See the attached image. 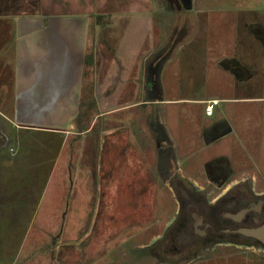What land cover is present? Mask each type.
Wrapping results in <instances>:
<instances>
[{"label":"rangeland","instance_id":"rangeland-1","mask_svg":"<svg viewBox=\"0 0 264 264\" xmlns=\"http://www.w3.org/2000/svg\"><path fill=\"white\" fill-rule=\"evenodd\" d=\"M235 8L258 9L259 22L264 23V0H197L196 10L201 12H195V16L200 21L212 18L209 42L213 60L205 76L200 75V82L208 84L203 91L207 97L213 93L219 96L231 94L233 78L217 66L214 58L238 53L236 14L231 13ZM153 16L160 21L165 16L164 27L174 28V15L156 13ZM191 18L195 19L193 15ZM117 22L115 30L106 25L101 27L100 33L99 29L96 30V40L101 45H89L96 51L90 53L88 49L90 62H87L84 86L79 85L82 79L77 77V64L70 58L77 46L59 47V55L49 57L51 62L43 61L40 55L36 62L33 61L32 67L36 68L38 79L43 84L36 92L34 89L22 90L21 100L43 103L45 97L51 98L46 101V106L41 104L47 109L38 106L30 107L31 111L24 109L25 120L42 127L50 122L68 123L71 111L74 112L73 106L69 112L60 113L62 116L56 108L61 106L62 93L73 90L74 83H77L83 103L77 117L82 118L84 124L72 121L70 130L73 133L66 136L48 132L46 128L21 130L20 134L25 139L22 146L27 153L20 160L13 161L15 172L0 175V183L5 185L0 204L4 210L0 213V241L5 243L1 245L0 253L5 254L0 255V260L5 257L4 264L9 261H15V264H257L254 256L257 255L261 262L264 261V251L245 247L226 249L217 246L215 250L206 251L198 245L179 255L167 253L173 245L171 236L166 233L167 227H174L171 222L181 199L180 193L162 175L160 133L163 141L175 151L182 147V152L188 154L200 144V131L206 124L204 120L206 125L215 120L218 108L225 111L227 119H231L235 105L222 104L216 108L215 116L207 120L200 114V106H189L186 102L173 105L172 102L145 101V98H152V93L146 94L147 89L141 92L142 88L137 89L136 82L139 70L144 69L147 62L133 61L137 59L135 51L140 47L131 43L132 34L144 35L147 31L145 28L139 31L133 21L127 22V29L122 27L123 21ZM171 29L166 31L167 42H178L174 39L175 34L176 38H182L184 31L179 36L177 29ZM161 32L160 28L149 30L144 49L140 45L143 53L149 56L159 54L162 49L164 51V47L160 49ZM151 34L159 38L151 39ZM92 35L90 30L80 48L94 44ZM35 48L31 47V50H44V46H39L38 50ZM172 49V46L165 47L164 53L169 54ZM115 55H120L122 62L112 61ZM174 56L186 59L188 50L175 51ZM93 59L95 63H92ZM181 65L176 60L165 66L163 98L166 100L186 94L181 93L179 84H187L190 78L183 76ZM156 68V64L150 62V74L143 76L146 87L151 85ZM106 69L111 70L109 75ZM45 89L49 95H45ZM94 89V97H89L88 93ZM88 104H94V107L86 110ZM116 105L130 106L111 111ZM260 106L252 110L245 107L246 114L242 120L253 123L263 118V105ZM192 110L194 116L190 112ZM235 110L236 118H240L241 106ZM166 122L175 141L166 131ZM90 126L89 131L77 133ZM226 142L215 143L206 152L197 151V157H203V162L204 157H217ZM182 152L177 154L180 166L184 167L190 164V159L183 157ZM2 160L5 161L6 157ZM182 171V175L191 176L184 169ZM25 185L29 191L22 189ZM23 196H26L25 205ZM29 196L38 200L42 197L37 207L34 206L35 211L28 210L31 207L27 206ZM14 213L23 214L26 222H13ZM216 245V241L205 244L209 248Z\"/></svg>","mask_w":264,"mask_h":264},{"label":"crops","instance_id":"crops-1","mask_svg":"<svg viewBox=\"0 0 264 264\" xmlns=\"http://www.w3.org/2000/svg\"><path fill=\"white\" fill-rule=\"evenodd\" d=\"M196 5L197 0H0V175L15 172L13 169L16 167L13 166L15 164L13 161L20 160L21 156L27 153L22 146V142L25 139L20 134L21 130L46 128L48 132L66 136L70 132L73 133V130H70L72 121H77L76 123L80 125L84 124L83 119L77 117L79 111L83 108L80 92L77 90V83H74L73 90H68L65 94L60 90V93L63 94V100L61 106L56 108L58 114H64L65 111H70V106H73L74 112L72 113L71 111V116L69 115V119L67 118L69 124L67 121H62V123L50 122L42 127L41 124L30 123L25 120L24 109L31 111L30 107L33 106L47 109L46 107H41V104L46 106V101L51 98V96L45 97L43 103L21 100L22 90L33 91L32 89H34V92H36L43 84V81L38 79L39 73L36 68L32 67L39 58L37 56H43V61L51 62L48 61L49 57L54 54L53 57L56 58L59 55V47L69 44L73 45V47L77 46L70 58L77 64L76 68L79 73L77 77L82 79V83L79 85L84 86L85 73L88 67L87 62H90L88 52L93 53L96 51L95 48H89V45L92 47L101 45L96 40L98 36L96 30L99 29L100 33L101 27L104 25L111 30H115L118 26L117 21H123L122 27L124 29H127L128 21H133L137 23L139 31L143 28L147 31L144 35L141 33L132 34L134 37L132 38L133 43H131L136 47H140V49L135 51L137 59L133 61L147 62L144 69L141 68L139 70L136 82V88L139 89L141 87V92L147 89L146 94L149 91L152 93V98H145V101L159 104H161L160 102H172L173 105L186 102L189 106H200L198 108L200 109V114L203 115V119L207 120L215 116L216 108L222 107V104L235 105L232 107L234 117L232 115L231 119H227L225 111L218 108L217 118L213 120L216 122L226 120L229 123L238 119L236 118L237 112L235 110L238 105L241 106L242 110L241 119L246 114L245 107L250 110L259 109L261 104L263 105L262 115L264 116V23L259 22V10L256 8L232 9L231 13L234 12L236 14L234 23H236L235 27L237 30L235 38H237L238 53L234 56L219 55L214 58L217 66L230 73L233 78L230 89L231 94L229 96H219L213 93L207 97L203 91L208 88V84L203 83V81L200 82V75L204 74L205 76V72L208 71L213 60L209 42L211 31L209 27L211 26L212 18H205L204 21H200L195 16V12H201V10H196ZM218 11L221 12L220 10ZM156 13L174 15L172 27L174 25V28L178 30L179 36L184 34L182 38H176L177 34H175L174 39L178 40V42H167L166 31L171 28L164 27L167 18L164 16L163 20L160 21L153 16ZM192 15L195 19L191 18ZM159 28L162 31L160 49L164 47L165 51V47L169 48L170 46L173 49L169 51V54H165L162 49L159 54H150L148 56V53L142 52L144 51L143 45L147 41L146 37L149 30L153 31ZM174 28L171 30H174ZM207 28H209V31L205 30ZM90 30L94 34L92 35L93 40H91L94 44L86 45L87 48L84 46L80 48L81 45H84ZM155 36V34H151V39H154ZM185 39L188 40L184 44ZM140 45H142L143 49H141ZM176 45L177 48L174 49ZM39 46H44V50L40 49L39 52H34V49L31 50V47H37L35 50H38ZM88 49L90 50L88 51ZM184 49L188 50V57L186 59L175 58L174 52ZM91 55L95 56V54ZM99 56L98 54V60ZM112 59V61L115 60L114 62H122L120 55H115ZM176 60L179 61V65L182 64L181 66H183V76L189 77L190 81L187 84H179L181 93L186 94H182L177 99L166 100V98H163L165 66ZM150 62L156 64L157 68L152 73L151 85L146 87V81L143 76L147 73L150 74ZM92 63H95V61ZM109 71L111 72L110 69ZM109 71L106 69L105 72L108 74ZM149 76L147 75V77ZM36 77L38 80H36ZM90 83L88 82L87 84ZM95 92V89L92 90V93H88V96L94 97ZM49 94L47 89H45V95ZM210 105H213V114L207 113V107ZM128 106L130 105H116L110 108L111 111H118ZM90 107H94V104H88L86 110ZM190 112L194 116L193 110ZM204 121L207 124L206 120ZM244 121L247 122V120ZM165 124L170 138L175 141L176 138L168 126V122ZM206 124L202 126L200 145L195 146L196 149L184 154L182 152L183 148L179 147L177 152H182L181 155L189 159L195 156L197 151L198 153L208 151L209 147L212 146L208 143L209 141L214 142V139L213 133L206 127ZM90 128L91 126L77 133L83 134L89 131ZM64 140L61 147L64 145ZM225 140L227 144L230 142L228 137H226L219 139L215 143ZM5 157L6 160L3 161L2 158ZM4 187L5 185L0 183V204L1 199H3L1 197H4ZM26 187L27 185L22 189L29 191L30 188L26 189ZM23 198L25 205L27 203L25 201L26 196H23ZM35 198L29 196L30 200L27 204V206H31L28 208L29 211H35L34 206L36 205L37 207L42 197L39 200ZM0 213H4L1 208ZM14 214L13 222L15 220L26 222L24 217H22L23 214ZM0 242L1 248V245L4 246L5 243L2 244L3 240ZM9 244L8 242V246ZM3 251L7 252L8 250L4 249ZM2 254H5V252ZM2 254L0 253L1 256ZM254 256L257 264H264V261L261 262V258L257 255ZM4 261L5 257L0 260V264H4ZM5 264H15V261H9Z\"/></svg>","mask_w":264,"mask_h":264},{"label":"flooded vegetation","instance_id":"flooded-vegetation-1","mask_svg":"<svg viewBox=\"0 0 264 264\" xmlns=\"http://www.w3.org/2000/svg\"><path fill=\"white\" fill-rule=\"evenodd\" d=\"M207 128L214 139L208 144L226 137L230 142L217 157H204L203 162L196 154L184 167L160 133L162 175L181 199L171 219L174 227H167L173 245L166 251L179 255L198 245L206 251L217 246L264 251V118L253 123L240 118L212 121ZM183 169L191 176L182 175ZM214 241L216 247L205 246Z\"/></svg>","mask_w":264,"mask_h":264},{"label":"built area","instance_id":"built-area-1","mask_svg":"<svg viewBox=\"0 0 264 264\" xmlns=\"http://www.w3.org/2000/svg\"><path fill=\"white\" fill-rule=\"evenodd\" d=\"M213 112V105L207 107V113L211 114Z\"/></svg>","mask_w":264,"mask_h":264}]
</instances>
